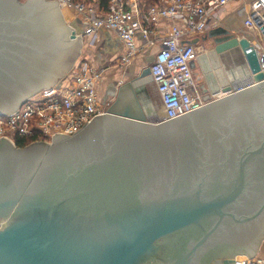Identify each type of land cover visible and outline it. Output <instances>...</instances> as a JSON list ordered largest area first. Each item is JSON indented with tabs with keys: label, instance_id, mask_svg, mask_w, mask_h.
Listing matches in <instances>:
<instances>
[{
	"label": "water",
	"instance_id": "1",
	"mask_svg": "<svg viewBox=\"0 0 264 264\" xmlns=\"http://www.w3.org/2000/svg\"><path fill=\"white\" fill-rule=\"evenodd\" d=\"M199 40L213 46L191 68L206 99L225 93L216 100L150 118L138 96L152 81L147 64L78 133L25 146L0 138V264H151L170 243L187 251L169 264L258 253L264 72L248 38L228 27L184 42ZM80 43L57 0H0V114L64 76ZM235 48L250 78L240 90L221 59Z\"/></svg>",
	"mask_w": 264,
	"mask_h": 264
},
{
	"label": "built area",
	"instance_id": "2",
	"mask_svg": "<svg viewBox=\"0 0 264 264\" xmlns=\"http://www.w3.org/2000/svg\"><path fill=\"white\" fill-rule=\"evenodd\" d=\"M60 7L74 11L83 24L85 36L94 45L102 29L114 32L123 42L125 53L121 63H128L143 48L158 50L150 64L152 81L161 102L160 114L152 119L163 122L223 96L222 91L204 97L191 68V61L206 52L200 37L210 26L219 23L221 11L236 0H108L105 7L96 0H57ZM170 20L164 35L152 37L163 20ZM243 32L255 50L264 72V0H251L246 11ZM141 35V42L136 35ZM246 66V65H245ZM101 71L86 57L78 59L70 69L64 85L50 83L36 90L11 114H0V138L15 142L17 137L44 138L72 136L82 130L96 115L106 113L107 104L100 102L97 82ZM250 80L233 86L240 90ZM49 139V140H48ZM235 264H264V257L251 256L235 260Z\"/></svg>",
	"mask_w": 264,
	"mask_h": 264
},
{
	"label": "crops",
	"instance_id": "3",
	"mask_svg": "<svg viewBox=\"0 0 264 264\" xmlns=\"http://www.w3.org/2000/svg\"><path fill=\"white\" fill-rule=\"evenodd\" d=\"M250 1L236 0L230 2L221 11L219 23H212L209 28L222 25L232 29L236 33H242ZM70 12L73 17L68 21V25L73 27L81 38L79 53L72 64L74 65L78 59L86 57L91 65L101 71V77L97 82V94L101 103L108 104L114 99L119 84L137 75L141 68L147 64L150 65L154 61L158 47L150 46L143 48L128 63H121V58L125 53V46L122 40L114 32L102 29L97 42L93 46L90 45V36L83 34V24L75 16L74 11L70 10ZM169 24L170 20H163L158 27V32L152 34V37L166 34ZM136 41L138 43L141 42L140 34L136 35ZM223 62L226 65V61L223 60ZM233 85L235 86V84ZM138 96L143 109L151 112L150 118H155L160 114L161 102L153 81L147 83ZM256 255L264 257V242Z\"/></svg>",
	"mask_w": 264,
	"mask_h": 264
},
{
	"label": "flooded vegetation",
	"instance_id": "4",
	"mask_svg": "<svg viewBox=\"0 0 264 264\" xmlns=\"http://www.w3.org/2000/svg\"><path fill=\"white\" fill-rule=\"evenodd\" d=\"M202 43H204L205 46H207L209 43H211V45L213 46L212 42L209 41V40H206V41H202L200 40ZM211 46V47H212ZM210 47V48H211ZM209 48L206 49V52ZM234 51H238L239 53V57L242 58V60L244 61V57L243 55L241 54L240 50L238 48H235V49H232L230 51H227L225 53L222 54L221 56V59L222 60H227V57H231L233 55V52ZM192 71H193V75L195 77L197 71H198V67H195V68H192ZM72 236H76V237H80V233L79 232H75ZM87 236V234H86ZM170 245L173 246V243H170ZM168 245V247L166 248L165 251H163V254H161V256H159L158 258L154 259L153 261H151V264H169V263H174L175 261H177V254L180 253H185L187 251V248H185L183 246L182 243H180V249L179 251L177 249H175L174 247H172L171 249V246ZM161 257H163V259H160ZM147 259V258H146ZM215 260H220L219 257L215 256V254H210V255H205L204 257L202 256H198L196 257L193 262L194 263H197V264H213V262Z\"/></svg>",
	"mask_w": 264,
	"mask_h": 264
},
{
	"label": "rangeland",
	"instance_id": "5",
	"mask_svg": "<svg viewBox=\"0 0 264 264\" xmlns=\"http://www.w3.org/2000/svg\"><path fill=\"white\" fill-rule=\"evenodd\" d=\"M20 2H24L25 0H19ZM60 11L63 17V20L65 21V23L68 25V21H70L72 19V13L70 12V10H67V8L65 7H60ZM64 9V10H63ZM64 11V12H63ZM69 26V25H68ZM212 45L211 43H209L206 48H210ZM78 59V58H77ZM74 61V60H73ZM226 61V67L228 69H230V71L236 67H240L241 69L242 66H245V61L242 60V58L239 57V53L238 51H234L233 55L231 57H227ZM73 63V62H72ZM70 74V70L66 72V74L62 77L59 78L58 82H56L57 85H64L68 79V76ZM49 140V139H48ZM256 256H260V255H256Z\"/></svg>",
	"mask_w": 264,
	"mask_h": 264
},
{
	"label": "bare ground",
	"instance_id": "6",
	"mask_svg": "<svg viewBox=\"0 0 264 264\" xmlns=\"http://www.w3.org/2000/svg\"><path fill=\"white\" fill-rule=\"evenodd\" d=\"M223 64H224V62H223ZM242 68L243 69H241V66H240V67H236V68H234V69H232L230 71V69H228L225 66V69L229 72L228 73V75H229L228 79H229V82L231 83V86H234L233 84H235V85L236 84H241V83H243V82H245V81L250 79L248 77V74H247L246 70H245V66L244 67L242 66Z\"/></svg>",
	"mask_w": 264,
	"mask_h": 264
},
{
	"label": "trees",
	"instance_id": "7",
	"mask_svg": "<svg viewBox=\"0 0 264 264\" xmlns=\"http://www.w3.org/2000/svg\"><path fill=\"white\" fill-rule=\"evenodd\" d=\"M155 0H145L146 3H152L154 2ZM96 2L102 6V7H105L108 3V0H96ZM36 140H45L44 138H26V137H17L15 139V144L17 146H25L27 144H29L30 142L32 141H36Z\"/></svg>",
	"mask_w": 264,
	"mask_h": 264
}]
</instances>
